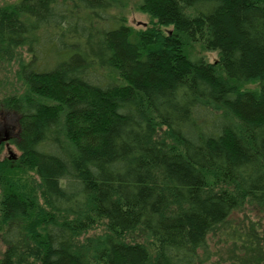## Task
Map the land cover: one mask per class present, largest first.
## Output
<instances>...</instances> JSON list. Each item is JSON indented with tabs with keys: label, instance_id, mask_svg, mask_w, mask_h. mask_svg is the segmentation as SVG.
Instances as JSON below:
<instances>
[{
	"label": "trees",
	"instance_id": "obj_1",
	"mask_svg": "<svg viewBox=\"0 0 264 264\" xmlns=\"http://www.w3.org/2000/svg\"><path fill=\"white\" fill-rule=\"evenodd\" d=\"M114 4H0V264H264V0Z\"/></svg>",
	"mask_w": 264,
	"mask_h": 264
},
{
	"label": "rangeland",
	"instance_id": "obj_2",
	"mask_svg": "<svg viewBox=\"0 0 264 264\" xmlns=\"http://www.w3.org/2000/svg\"><path fill=\"white\" fill-rule=\"evenodd\" d=\"M8 0H0V4L6 2ZM9 1H15V0H9ZM119 4H114L112 13L116 14L117 16H125L127 19V24L129 26H132L136 30L145 29L149 23L150 18L147 14L142 12V10L139 8V4L142 2V0H118ZM189 52L191 56L199 59H203L207 62H215L218 60V55L215 52H207L203 49L201 44L194 43L189 48ZM25 58H27L26 54H23ZM17 63L14 62L12 64L7 65L5 68H3V65H0V99L4 98L6 94H11L14 92H17L19 87L17 83L15 82L14 75L16 74L17 70ZM249 88H254L253 86H249ZM17 120V117L13 114L8 113L7 117L0 116V126L5 127L8 129V132H5L4 134L0 135V145L1 143H4L1 158L2 159H10L11 161L17 160V158L20 156L19 151L17 150L16 146L14 145L13 141L11 139H14L17 135V131L14 128V122ZM13 129V130H12ZM9 137V142L5 143L4 141L6 139V136ZM14 158H11V157ZM100 230L96 231L99 232ZM95 232L90 233L92 235ZM209 250L208 254L206 256V259L204 260V264H211L213 261H215L218 258V253L221 251V244L215 239L209 240L208 243ZM4 252V247L2 246L1 240H0V258Z\"/></svg>",
	"mask_w": 264,
	"mask_h": 264
},
{
	"label": "water",
	"instance_id": "obj_3",
	"mask_svg": "<svg viewBox=\"0 0 264 264\" xmlns=\"http://www.w3.org/2000/svg\"><path fill=\"white\" fill-rule=\"evenodd\" d=\"M9 140V137L8 135L6 136V139L4 141H8ZM11 158H14L13 156Z\"/></svg>",
	"mask_w": 264,
	"mask_h": 264
}]
</instances>
